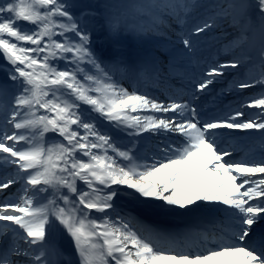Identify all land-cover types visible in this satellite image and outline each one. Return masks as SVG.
Here are the masks:
<instances>
[{"label": "snow or ice", "instance_id": "obj_1", "mask_svg": "<svg viewBox=\"0 0 264 264\" xmlns=\"http://www.w3.org/2000/svg\"><path fill=\"white\" fill-rule=\"evenodd\" d=\"M77 2L0 0V57L14 86L0 87V264H264V228H254L264 221V0H105L79 14ZM97 15L112 37L179 29L189 61L194 38L219 30L233 58L199 75L185 69L160 98L141 82L167 81L174 64L165 72L153 61H106L86 23ZM226 69L238 73L229 93L260 91L205 119L201 94ZM229 130L258 132L259 158L238 155ZM144 134L165 138L151 156L137 151ZM123 193L188 222L175 234L141 223L116 208Z\"/></svg>", "mask_w": 264, "mask_h": 264}, {"label": "rangeland", "instance_id": "obj_2", "mask_svg": "<svg viewBox=\"0 0 264 264\" xmlns=\"http://www.w3.org/2000/svg\"><path fill=\"white\" fill-rule=\"evenodd\" d=\"M103 3H105V0H92L91 4L96 8L98 5H102ZM77 9L78 14L82 11H89V4L86 0H78ZM202 18L203 9L195 11L192 17L189 19L187 27L190 29L193 24L199 22V20ZM86 23L92 35V43L94 49L106 61L110 62L115 59H122L124 61L125 49L134 48L136 50L138 48H141L143 49V52H147L146 54H144L146 56L145 61H153L157 63L165 72H168L170 61L174 64L177 71L170 73L167 81L156 83L158 84L156 87V84H147L148 80H144V84L141 85V88L143 90H148L152 95H155L160 98H163L166 95L165 92L170 83H175L177 87L179 86V74L184 72L185 69H187L189 72H195L197 75H199L200 70L202 68L206 69L207 65L213 62H222L224 60H229L233 58L232 56L225 54L223 48L226 43V39L221 36L219 30H211L208 31L206 34L194 38L196 51L195 55L192 57V60L189 61L188 58H186L181 52L182 45L179 43V40L176 36V32L179 31V29L170 30L165 35H149L143 38H137L131 34H123L119 37H112L109 35L106 27L104 26L103 19L99 15L95 17H89L86 20ZM98 34H100V36L104 39L103 43H98V41L96 40V36H98ZM228 38L230 39V37ZM109 45L114 46L115 50H119L121 54L117 55L118 57L107 54L109 50H103V47L105 49L106 46ZM194 63H198V66L194 65ZM8 68L9 66L7 65V62H0V87L6 88L9 92H14L13 82L10 81L7 76ZM239 71L242 73L243 69ZM235 78H238V73L232 69H226L225 75L217 78V82L215 83V85L219 86L218 91L216 92V96L226 99L225 104L220 106V110L226 111L225 114H231V111L233 109H237L242 102H246L249 97L256 95L260 91L259 88H253L244 91L242 94L236 90H233L231 93H229L228 91H226V89L228 88L229 83ZM124 86L128 87L131 90L132 83L129 80L125 79ZM154 86L157 88V91H152L155 90L152 89L154 88ZM244 111L246 117L249 118H255L259 114L258 110L255 109L245 108ZM215 118L218 117L216 116ZM100 126L108 130L118 143H120L121 145L130 146V138L127 136L126 133L120 131L119 129L111 128L108 125L107 121H102L100 123ZM236 131L239 136V141L250 142L252 146H256V148H252L251 146L243 147L241 149L240 156H243L245 152H250L253 154L254 158H259L260 152L262 150L260 134L258 132H241L239 130ZM142 137H144L146 142L142 141ZM142 137H140L136 141V144L138 145L137 151L140 155L148 156H151L156 151L157 147L161 144V141L165 139L164 137L155 136L152 134H144ZM6 175H8V173L3 169H0V176ZM129 196L132 197L131 195ZM129 196H127V198ZM9 198L15 199L14 196H10ZM2 199H4V194L0 193V200ZM133 200L135 202H132L131 206L134 207V211L144 206L143 204L138 203L135 198ZM135 213H137V211ZM126 214L131 215L132 213ZM143 215L147 216L148 214L143 213ZM143 215H141V217L137 219L141 223L147 224L148 222V224L151 225V218L145 219ZM259 225H264V221H262Z\"/></svg>", "mask_w": 264, "mask_h": 264}, {"label": "bare ground", "instance_id": "obj_3", "mask_svg": "<svg viewBox=\"0 0 264 264\" xmlns=\"http://www.w3.org/2000/svg\"><path fill=\"white\" fill-rule=\"evenodd\" d=\"M96 40L98 41V43L104 42V39L100 36V34H98V36H96ZM103 50H109L107 52V54H109L111 56H115V57H118L117 55L121 54L120 51L115 50L114 46H112V45L106 46L105 49L103 47ZM194 65L198 66V63H194ZM218 88H219V86L214 84L209 88L207 94H201L200 100L198 102V106H199V109L201 110L202 115L205 119L214 118L216 116L219 118H222L226 115L223 110H220V106L225 104L226 99L219 97V96H216V94H217L216 92L218 91ZM229 132H230V135H226L225 139L226 140H235L237 142L236 143L237 148H238V146H239V149H242L245 146H251L252 148H256V146H252V144L250 142L239 141L238 140L239 136L237 134V131L229 130ZM143 140H144V138L142 137V141ZM137 147H138V145H137ZM11 191L16 192L17 189L13 188ZM126 194L127 193H123L116 199L117 200L116 208L118 210L124 211L126 213H132L131 215L135 218H140L141 215H143V213H146L148 215L147 216L143 215V217L145 219L151 218L152 225H150V226H153L157 229H158V227L164 228L163 224L165 221H168L170 223H173L175 221V216H166V215H162V214H156L153 212H149L145 209V206L140 207L138 210H136L137 213H135L136 211L133 210L134 207L131 206V203L135 202L133 200L134 198H132ZM127 196H129V197L127 198ZM139 206H142V205H139ZM254 228L261 229V228H264V225H258V226L256 225V226H254ZM179 231H181V230L179 228H177V229H175V231H172V233L175 234ZM57 241H58L59 246L62 249H64L65 252H70L74 255V249L72 248V245L70 243V239L66 236V234L65 235L57 234Z\"/></svg>", "mask_w": 264, "mask_h": 264}, {"label": "trees", "instance_id": "obj_4", "mask_svg": "<svg viewBox=\"0 0 264 264\" xmlns=\"http://www.w3.org/2000/svg\"><path fill=\"white\" fill-rule=\"evenodd\" d=\"M87 1H88V2H90V1L92 2V0H87ZM0 62H1V63H5L6 61H5L2 57H0Z\"/></svg>", "mask_w": 264, "mask_h": 264}]
</instances>
